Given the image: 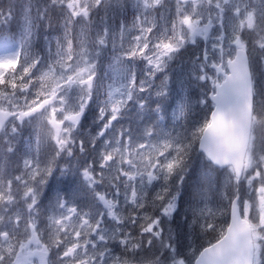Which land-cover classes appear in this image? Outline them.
<instances>
[{
	"label": "snow or ice",
	"instance_id": "snow-or-ice-1",
	"mask_svg": "<svg viewBox=\"0 0 264 264\" xmlns=\"http://www.w3.org/2000/svg\"><path fill=\"white\" fill-rule=\"evenodd\" d=\"M0 264H264V0H0Z\"/></svg>",
	"mask_w": 264,
	"mask_h": 264
},
{
	"label": "trees",
	"instance_id": "trees-1",
	"mask_svg": "<svg viewBox=\"0 0 264 264\" xmlns=\"http://www.w3.org/2000/svg\"><path fill=\"white\" fill-rule=\"evenodd\" d=\"M89 125L91 124V116L89 117V121H87ZM14 167V164L12 165ZM54 186L63 187V183H57L56 181H53Z\"/></svg>",
	"mask_w": 264,
	"mask_h": 264
}]
</instances>
